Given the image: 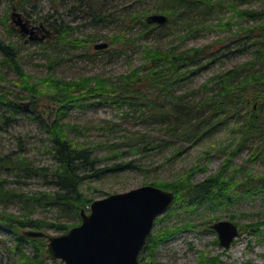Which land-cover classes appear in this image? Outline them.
Masks as SVG:
<instances>
[{"label": "trees", "instance_id": "16d2710c", "mask_svg": "<svg viewBox=\"0 0 264 264\" xmlns=\"http://www.w3.org/2000/svg\"><path fill=\"white\" fill-rule=\"evenodd\" d=\"M49 1L56 10L57 0ZM70 1H74L73 4L83 13L95 15L91 22L101 19L100 15L93 13L91 0ZM161 1L157 12L166 13V23H148V9L135 11L132 3L128 2L120 9L121 13H125L120 19L125 26L124 31L111 36L110 39L130 44L131 39L125 38L124 35L130 34L135 40L146 38L153 32H161L173 25L177 31H186L191 35L197 31V27H192L194 16L201 10L208 14L215 6L226 5L232 10L231 22L220 25L229 29L233 50H248L252 54L251 59L242 64L210 77L204 84L205 90L210 93L198 103L181 101V95H169L170 87L182 79L198 74L209 63L225 55L221 46L213 47L208 44L181 48L174 45L161 48L145 45L142 49L143 63L119 75L114 81L95 76L65 80L50 73L41 78L29 75L19 59L18 46L0 38V81L5 79L1 68L8 67L16 73L17 79L7 81L28 93V101L22 102L24 95L21 92H0V127L9 125L23 115L28 116L45 134L41 148L50 159L49 163L37 164L20 151L0 153V224L12 233L13 244L5 249L15 257L17 264H47L43 258L44 237L30 236L27 233L48 229L63 233L77 225L81 220V211L86 210L94 200L81 190L82 183L106 172L133 168L136 165L133 160L125 158L127 154L143 153L159 145L158 142L152 143L153 138H149L145 133L133 131L123 142L99 145L98 147L107 149V153L103 156L96 155L97 146L88 145L69 136L71 132H83L78 125L63 120L64 113L70 107L80 108L106 103L121 110L126 107L129 111H146L149 116L164 124L167 130L172 131L171 134L175 137H196L194 140L211 131L213 127L233 119L236 129L240 132V139L239 146L230 153L231 155L242 147H248L249 141L258 139L260 142L251 150L249 158L254 160L264 146V6L244 9L238 7L236 0H228L227 3L224 0ZM40 2L41 0H12L10 7L19 8L27 14ZM55 15L53 13L40 17L47 27L52 28V35L55 37L44 43L43 47L66 45L84 46L85 50L89 49L91 37L73 36L76 27L68 26ZM235 17L251 24H240L233 31L231 26L236 23V20H233ZM0 22L7 32H11V26L2 17ZM136 28L139 29L134 36L135 34L131 33ZM188 35L182 37L186 39ZM41 100L57 107L56 116L51 121L45 118L39 109ZM124 114L127 115L128 112L123 111L122 115ZM121 146H125L126 150H121ZM239 171L241 169L235 168L233 172L225 173L223 167L218 173L211 174L199 182H194L192 173H189L169 182L154 184L171 190L174 194L172 204L177 203V207L203 202H212L215 205L230 203L239 192H247L249 195L257 191L264 193V173L254 174L245 170L238 178ZM33 178L40 180L45 188L26 189L25 185ZM10 206L16 207L15 211L9 210ZM173 211L170 206L164 215L156 220H164ZM191 227L193 225L185 223L170 229H160L155 233L151 231L140 252V261H144L147 256L151 258L148 264H162L152 261L157 246L179 231ZM23 230L27 232L24 233ZM28 247L30 251H27ZM4 257L0 250V264H3ZM205 261L216 264L220 259L210 257Z\"/></svg>", "mask_w": 264, "mask_h": 264}, {"label": "rangeland", "instance_id": "374dc122", "mask_svg": "<svg viewBox=\"0 0 264 264\" xmlns=\"http://www.w3.org/2000/svg\"><path fill=\"white\" fill-rule=\"evenodd\" d=\"M11 1H0V17L12 28L11 32H7L3 23L0 22V38L18 46L17 51L23 69L35 78H41L50 73L65 80L95 76L110 78L114 81L119 75L143 63L142 49L145 45L161 48L174 45H179L181 48L208 44H212L213 47L221 46L225 55L209 63L198 74L182 79L178 84L170 87L169 95H181V101L198 103L210 93L204 88V84L210 77L240 65L252 57L248 50L234 51L233 43H230L232 36L229 29L220 25L231 22L232 10H229L226 5L215 6L208 14L201 10L196 17L194 16L192 27H197V31L191 35H188L186 31H177L173 25L171 28L153 32L146 38L136 40L132 39L130 34H126L124 37L131 39L132 42L125 44L110 39L111 36L124 31L125 26L120 19L125 13L123 11L121 13L120 9L131 2L135 11L148 9L149 14H166L157 12L162 4L161 0H91L93 13L101 16L98 22H91L95 15L83 13L76 4H73L74 1L70 0H57L56 10L52 7L51 1L41 0L36 8L28 12L29 14H25L19 8L11 9ZM224 1L228 2V0ZM235 3L244 9L264 6V0H236ZM70 6L72 7L68 9ZM53 13L68 26L76 27L73 36L91 37L89 49L85 50L84 46L66 45L44 48V43L55 37L52 35L54 34L52 28L49 26L48 28L40 17ZM233 20H236V23L231 26L233 31L240 24L244 26L251 24L238 17ZM41 23L47 28L43 25H41L42 29L39 28ZM23 27L27 30L24 31ZM29 29L33 32H29ZM138 29L133 30L131 34L136 36ZM183 35L188 36L184 39ZM101 41L108 42V46L104 49H95L93 44ZM1 70L5 79L0 81V92H21L24 95L21 101H28L26 91L20 90L19 87L7 81L16 80V73L8 67ZM10 97H12L11 94ZM53 105L46 100H41L39 104L42 115L50 121L57 113V107ZM123 111H127L128 114L122 115ZM262 111L264 113V107ZM64 114L65 122L76 124L83 131L79 134L71 132L69 136L88 145L97 146L95 153L99 156L107 153V149L98 147L99 145L123 142L133 134V131L145 133L149 138H153L152 143L159 144L143 153L127 154L125 158L133 160L135 167L106 172L100 177H92L82 183L81 190L94 199L140 185L169 182L189 173H192L194 182H199L211 174L218 173L223 167L225 173H231L235 168L241 169L237 174L238 178L245 170L254 174L264 173V146L254 160H249L251 150L260 142L258 139H256L258 141H249L248 147L238 149L234 155L230 154L239 146L240 139V132L236 129L233 119L213 127L211 131L194 140L196 137H175L171 134L172 131L167 130L164 124L149 116L146 111H129L126 107L121 110L111 104L102 103L80 108L70 107ZM44 139L45 134L36 122L23 115L9 125L0 127V153L20 151L34 163H49L48 155L44 154L41 148ZM120 148L126 150L125 146ZM227 164L229 165L226 167ZM28 182L25 185L26 189L45 188L38 179L33 178ZM246 193L239 192L230 203L224 202L219 205L203 202L177 207V203L172 204V201L170 206L174 211L164 220H156L157 217L164 215L169 206L166 211L157 216L151 231L155 233L157 230L170 229L185 223L193 227L183 229L161 242L153 253L152 261L162 264H211L205 260L213 257L220 259V262L216 264H264V193L262 191L250 195ZM8 209L15 211L16 207L10 206ZM88 210L89 206L85 211ZM218 219L232 220L239 227L238 236L228 248H222L219 242H216L217 233L210 227V224ZM23 232L26 233L27 230ZM44 232L60 234L49 229ZM0 240V250L5 256L3 264H17L15 257L5 249L6 246L13 244L12 233L1 224ZM44 240L46 244L45 237ZM27 251H30V247ZM43 258L47 264H63L59 259L51 260L46 256L45 249ZM150 259L146 256L142 263L148 264Z\"/></svg>", "mask_w": 264, "mask_h": 264}, {"label": "water", "instance_id": "95a60500", "mask_svg": "<svg viewBox=\"0 0 264 264\" xmlns=\"http://www.w3.org/2000/svg\"><path fill=\"white\" fill-rule=\"evenodd\" d=\"M167 20L164 13L146 16L150 24H164ZM107 46L106 41L93 44L95 49ZM173 197V192L153 184L140 185L92 200L89 210L81 211L80 222L66 232L28 234L45 237V255L63 264H144L139 259L140 252L155 218L167 210ZM210 227L222 248H228L239 234L238 225L229 219H218Z\"/></svg>", "mask_w": 264, "mask_h": 264}]
</instances>
